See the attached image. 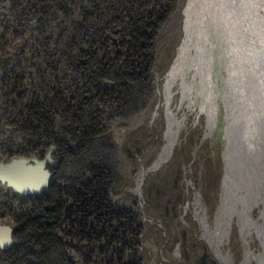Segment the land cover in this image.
Segmentation results:
<instances>
[{"label":"rangeland","instance_id":"374dc122","mask_svg":"<svg viewBox=\"0 0 264 264\" xmlns=\"http://www.w3.org/2000/svg\"><path fill=\"white\" fill-rule=\"evenodd\" d=\"M205 1L207 10L210 8L209 15L212 19L209 16L211 19L209 23L212 27L207 35L208 44L204 51L205 57L202 58V54L201 62L199 60L201 65L194 66L193 70L182 71V78L178 77L171 87V97L167 104L165 89L168 74L177 63L180 48L187 36L184 12L189 0H185L181 11V36H179L177 46L173 47L177 32L172 26V37L169 38V35H166L165 38L157 41L160 49L157 53L155 52L157 55H155L151 70L152 80H150L151 87H149L151 96L147 94L149 102L147 104L145 102L146 105L143 104L137 115L129 117L121 124V127L115 128L111 133V141L119 149L115 151L119 163V179L116 185L119 187H113L107 195L111 194L110 202L116 210H133L137 213V222L143 230L142 234L136 231L138 238L133 235L132 241H134L133 246L136 245L133 248L137 249L142 258L143 263L141 264H185L183 258L189 256V252L194 251L196 257L199 256V252L202 251L199 242L204 245L208 255L218 264H264V157L257 155L259 156L257 160L255 159L257 165L253 168L247 160L245 163V158L248 159L250 156L245 157V145L240 139L241 130L233 126L239 121L242 111L241 106L236 107L235 104L238 101L243 102L245 97L239 96L240 90L239 94L231 92L232 86L240 84L241 80L230 79L232 72L245 76L242 82V86L245 82V95L262 113L264 105L261 103L262 98H260L255 83L252 82L253 74L248 73L257 71L255 67L257 61H248L247 66L246 61L240 60L239 64L236 63L237 59L234 62L230 58L232 55L236 58L237 53L238 58L245 56V59L257 55L256 46L264 43V10L257 11L256 7L252 8V3L249 4L248 0H217V7H213L214 0ZM235 1L246 8L248 17L245 20L249 22L247 26L253 28V31L249 28L247 36L249 41H245V45L241 43L242 22L238 20L232 8ZM258 1L262 3V0ZM17 2L26 4L32 3L33 0H17ZM84 2L90 6L95 4L93 5L95 7L100 0H84ZM6 4H10L8 0H4L3 6ZM202 5L203 3H198V9L202 8ZM98 8L101 6L99 5ZM19 11L20 9L16 10V5L11 10H4L0 5V34L5 26L2 24L3 21L10 20L15 26L21 21L25 23L23 17H19L18 21L13 18L12 15ZM46 11L49 12V10ZM105 16L104 14L103 17L93 18L94 23L101 24L100 21L105 19ZM87 19L90 20L91 17ZM116 22H112L111 26L103 31L109 34ZM172 24L176 29L174 20ZM191 28L195 32L196 28ZM190 37L193 40L192 34ZM7 43L11 42L7 39H0V44L3 46ZM129 45H131L130 40L125 41L118 48L117 46L112 48L111 44H106L108 56L96 50L87 54L83 58L86 65L78 72H70L68 68L60 65L56 69L53 66L41 67L40 70L36 67L33 70L31 68L30 74L25 72L23 75H20L14 68L5 69L1 65L3 61L8 62L9 53L8 49L0 51V130L3 131V138L0 139L3 140L0 141V164L8 165L21 159L43 162L49 149H52L54 152L50 159L55 163V167L45 166V170L52 176L50 184L57 182L60 175L66 176L67 173H71L65 168L66 162L64 164L60 156L62 147L50 145L45 149H36L31 154L9 157V145L4 143L8 141L10 129L15 128L14 124L9 123L14 119L16 123H21L15 116L10 119V110L26 111V108H32L31 111L35 109L38 112L44 104H50V100L42 102L37 98L43 86H46L51 93L57 90L62 91L66 95L67 103L76 105L78 103L76 95L78 97L79 93L90 94L87 92V87H90L91 75H94L99 68V71H102L104 64H108L117 57L112 55L114 49L115 53L120 54L122 61L124 59L132 61L135 58L130 56ZM170 51L171 54L174 51L173 60L169 66H166ZM195 53L193 48L189 51V57L193 59ZM207 66L208 68L205 69ZM261 68H264V59L261 62ZM11 69L12 73H9L8 70ZM45 70V73L41 72ZM7 72L8 77L2 80V76ZM81 76L84 77L81 78ZM2 81L10 85H3ZM191 85L193 86L190 87ZM211 92L215 99L206 105ZM58 97L65 100L62 96ZM261 122V135L264 137V121ZM29 124L31 129L35 128L34 123L29 122ZM253 126L250 129L257 127L258 130L259 126L260 130V124L256 123ZM52 128H55L53 123ZM55 130L57 131V128ZM196 139L200 140V144L211 147L209 152L203 150L202 156L201 153L195 156L197 169L202 170V176L199 172L196 176V167H193L195 152L192 153V160L189 162L188 149L191 147L190 143ZM12 141H14L15 149V139ZM262 143L264 149V141ZM2 145L5 146L2 147ZM64 148L68 154H73L76 150L75 145L69 140H66ZM211 154H215L222 165L217 193L209 190L211 180L204 177L207 170L202 168L208 160L207 157L211 159ZM82 172L85 173L87 180L92 179L93 176L89 172L84 170ZM8 189L6 185L0 184V201L4 198V191ZM119 189L122 191L118 194ZM64 200L66 208L74 207L75 216H77L79 201L67 197ZM8 207L7 205L0 208L3 212L0 216L2 218L0 226L11 228L12 246L15 243L21 246L23 245L21 242H14L13 235L14 231H17L24 222L23 214ZM46 209L48 210L49 207L47 206ZM79 229L83 231L84 227ZM84 231L87 236V230L84 229ZM126 233V236H129L128 231ZM191 238L197 240V245L193 249ZM78 240L79 238H76L72 246L80 250L79 258L98 261L99 258L96 254L93 257L92 252L101 251L103 244L94 245L98 248L97 250L96 247L88 246L87 241L85 244H80ZM109 248L111 249V245Z\"/></svg>","mask_w":264,"mask_h":264},{"label":"trees","instance_id":"16d2710c","mask_svg":"<svg viewBox=\"0 0 264 264\" xmlns=\"http://www.w3.org/2000/svg\"><path fill=\"white\" fill-rule=\"evenodd\" d=\"M184 3L185 0H101L106 15L103 30H107L112 22H117L109 34L98 31L97 28L101 27V24L95 25V28L89 32L90 39L94 43L85 40L84 45L75 46V52L86 56L96 50L108 56L106 46L108 43L103 40L104 35H108L116 40L117 48L130 40L131 45L128 47L131 48L130 56L135 58L132 61L125 59L122 61L120 54L115 53L114 49L112 55L117 57L108 64H104L102 71H99V68L94 75H91L90 87H87V92L90 94L79 93L78 97L76 95V101L78 100L76 105L67 103L66 95L62 91L57 90L51 93L46 86H43L37 98L42 102L50 100V104H44L38 112L26 107V111L10 110V119L15 116L21 123H16L15 119L9 123L14 124L13 127H15L10 129L8 141L4 143L9 145V157L31 154L36 149H45L50 145L62 147L60 156L64 164L66 162V166L69 167L65 166V168L71 173H67L66 176L60 175V179L50 184L41 197L34 195L24 202L21 200L19 202L18 196L11 190L4 191L5 201L3 202L4 198L0 201V208L8 205V208L23 214L24 222L13 235L14 242H21L23 245L19 246L20 244L15 243L14 246H19L15 248L11 244L9 250L0 251V264L143 263L137 249L133 248L136 245L133 246L134 241H132V236L136 233L142 234L143 230L137 222L136 211L116 210L110 202L111 194L107 195L111 192L110 189L119 187L116 185L119 179V163L115 155V151L119 149L111 141V133L115 128L121 127V124L129 117L137 115L145 102L146 104L149 102L147 94L151 96L149 92L150 80H152L151 70L155 55L160 49L157 41L165 38L166 35H169V38L172 37V28H174L177 38L173 47L177 46L181 36V11ZM24 15L23 11L15 12L12 16L18 21V18ZM30 16L26 15L27 18ZM44 16H49L52 20L55 16L62 17L61 14H55L53 9L51 12H45ZM112 17L113 20H111ZM173 20L176 23V29L172 24ZM2 24L14 30L10 37L14 39V42L4 46L0 44L2 47L0 51L8 49V53H18L17 27L10 20L3 21ZM84 47L88 48L86 52L83 51ZM65 51V47L61 48L60 54L63 55ZM173 54L174 51L172 54L170 51L166 66L171 64ZM80 59L81 57L77 56L72 72H78L76 65L80 64ZM4 62L7 61H3L1 65L6 69ZM8 84L6 82V85ZM58 96L64 97L65 100L59 99ZM29 122L35 124L34 129H31ZM52 123L57 131L52 128ZM2 134L3 131L0 130V139L3 138ZM13 139H15V149ZM66 140L75 145L76 150L73 154H68L64 148ZM190 146L189 162L192 160V153L195 152L193 167H196V176L198 172L202 176V170L197 169L195 156L200 153L202 156L203 150L209 152L211 147L200 144L199 139L192 141ZM207 158L208 160L202 166L203 170H207L204 177L211 180L209 190L217 193L222 174L221 161L215 154H211V159ZM83 170L93 176L91 180L90 178L87 180ZM121 191L119 189L118 194ZM66 197L79 201L77 216H75L74 207L66 208V202H64ZM2 215L3 212L0 211V216ZM83 227L87 230V236ZM127 231L129 236H126ZM136 236L138 238V235ZM76 238H79L80 244H85L87 241L86 243L91 247L103 244L101 251L96 247L98 251L92 252L93 257L96 254L99 258L98 261L79 258L80 250L72 246ZM191 241L193 249L197 245V240L191 238ZM198 244L201 247L200 250L202 249L199 256L196 257L192 250L193 252L188 253L189 256L183 258L185 264H218L208 255L204 245L200 242Z\"/></svg>","mask_w":264,"mask_h":264},{"label":"flooded vegetation","instance_id":"af4514ba","mask_svg":"<svg viewBox=\"0 0 264 264\" xmlns=\"http://www.w3.org/2000/svg\"><path fill=\"white\" fill-rule=\"evenodd\" d=\"M8 2L10 4L3 6L4 0H1V8L11 10L16 5V10L20 9L19 12H25V15L22 16L25 19V23L23 21L17 23L18 34H15L18 35L19 52L7 55V60L10 64L8 62L3 63V65L7 66L6 69L14 68L20 75H23L25 72L30 74L31 68L33 70L36 67L37 70H40L41 67L47 66L48 68L53 66L56 69L62 65L72 72V66L77 56L81 57V59L80 64L76 65V69H83V66L86 65L83 61L85 56L84 54L79 55V53H76L75 46L84 45L86 43L85 40L94 43L90 39L89 32L96 25L93 18L104 16L105 10L101 0L95 7L93 6L95 4L90 6L84 0H33L32 3L28 2L26 4H20L17 0H8ZM99 5L101 8H98ZM45 8L49 12L53 9L55 14H61L62 17L55 16L52 20L49 16H44V13L47 12ZM26 15L31 16L27 18ZM87 17H91V19L88 20ZM100 22L101 27L97 29L102 32L104 18ZM10 28L5 26L2 29L0 39H7L12 43L14 39H10V37L14 30ZM104 36V42L111 44V47L115 48L116 40L108 35ZM63 47H65L66 51L62 55L60 51ZM87 49L84 47L83 51L86 52ZM12 69L8 70V72L12 73ZM8 72L2 76V80L8 77ZM41 72L45 73L46 70ZM6 81H2V84L5 85ZM19 200L24 202L27 197H20Z\"/></svg>","mask_w":264,"mask_h":264},{"label":"bare ground","instance_id":"6f19581e","mask_svg":"<svg viewBox=\"0 0 264 264\" xmlns=\"http://www.w3.org/2000/svg\"><path fill=\"white\" fill-rule=\"evenodd\" d=\"M239 1H241V0H239ZM248 1H249V4L252 3V8H254V9H255V7L257 8V11L264 10L263 0H262V3L259 2L258 0H248ZM198 3H203L202 8L198 9V7H197ZM206 4H207V2L205 0H201V1L200 0H189V3H188L186 10L184 12L185 31H186L187 36H186V39H185L182 47L180 48V53H179L177 63L175 64V66L172 68V70L168 74V79H167V84H166V89H165V98L167 100V104H168L169 99L171 97L170 96L171 87L175 83L176 79L178 77L182 76V71L184 72L185 69H188V70L192 69L193 70L194 66H199V64H200L199 60L201 62V55L203 54L202 58L205 57L204 51L206 50L205 48L208 44L207 43V35L209 34L208 32H210L209 30L212 27L209 23V20L212 19V16L209 15L210 8L207 10ZM213 7H217V0H214ZM232 8L235 11V15L238 16V20H240L242 22L243 30H242V34H241V36H242L241 37V43L243 42L245 45V41H249L247 36L249 34V28H251V27L247 26V23L249 24V22H247V20H245V18L248 17L247 16L248 11L246 10V8L244 6L237 3V1H235V3L233 2ZM196 10H198V11H196ZM252 15H254V14H252ZM209 16H211V19L209 18ZM245 24H246V26H245ZM191 27L196 28L195 32H194V29ZM253 27H254V25H253ZM251 30L253 31V28H251ZM190 34H192V36L194 37L193 40L191 39ZM194 42H196V43H194ZM240 45H241V47H243L242 44H240ZM263 47H264V43L256 46L255 49H257V53H256L257 55H255V56H252V57H249L246 59H245V56L238 58V53H237V57L235 58L234 55H232L230 60L233 59V61L235 62V60L237 59L236 63H239V64L241 62L240 60L246 61L247 66L249 65L248 61H251V60L252 61L255 60V62L257 61L255 64L257 71H255V72L253 71L252 73H250L251 71H249L248 73L253 74L252 75V82L255 83L254 85L260 94V98H262L261 103L264 104V68L263 69L261 68V62L264 59ZM193 48H194L196 53L194 54L193 59H192L189 57V55H190L189 51H191ZM244 55H245V53H244ZM187 57H189V58H187ZM206 68H208V66L205 67V69ZM240 73H243V72H240ZM241 76H243V77L241 78ZM234 78H236V80L238 79L239 81L241 80V83L232 86L231 92L232 93L236 92L239 94V90H240L239 96H243V97H245V99L243 100V102L238 101L235 104L236 107L241 106L242 111H241L239 119H238L239 121L235 122L233 124V126L238 127V129L241 130L240 131V134H241L240 139H241L242 143H244L245 149L247 152V153L245 152V157L250 156L248 159L245 158V163L247 160V162H249L253 168V166L257 165V162L255 161V159L258 158L259 156H262V158L264 157V149L262 146V144H263L262 141H264V139H263L264 137H262V135H261V132H262L261 131V124H262L261 121H264V105L262 107L263 110L261 113V111H259V109L255 108V106H253V103H251L249 101L250 99L248 97H246V95H245V82L243 83V86H242V82L245 78V76L243 74L241 75L238 72H232L230 74V79H234ZM192 86L193 85H191L190 87H192ZM208 88L210 89L209 86H208ZM214 99L215 98L212 97V92H211L208 101H206L207 102L206 105H208ZM239 102H240V104H239ZM256 123L258 125L260 124V130H259V126H258V130H257V127L255 129H250V127H254L253 125L254 124L256 125ZM246 128H247V131H246ZM257 155H259V156H257ZM245 166H246V164H245ZM248 168H249V166H248ZM15 172L17 173L16 175L18 178H15L14 182L19 181V184H23V185L33 187V186L37 185V183L41 182L40 181L41 177H40L39 173H37V172L33 173V174L25 172V171H15ZM29 184H31V185H29ZM48 188H49V186L46 187L44 192ZM31 196H33V195H31ZM35 196H37V195H35ZM10 246L8 248H10ZM0 250H6V249H0Z\"/></svg>","mask_w":264,"mask_h":264},{"label":"water","instance_id":"95a60500","mask_svg":"<svg viewBox=\"0 0 264 264\" xmlns=\"http://www.w3.org/2000/svg\"><path fill=\"white\" fill-rule=\"evenodd\" d=\"M53 152L52 149H49L46 159L43 162L21 159L13 161L8 165L0 164V184L6 185L14 194L20 195L23 198L31 195H42L46 187L50 186V180L52 178L45 170V166L51 165L55 167V163L50 159ZM15 171H25L31 174L37 172L41 177V182L33 187L19 184V181L14 182V179L18 178ZM11 233V228L0 226V249H7L11 245Z\"/></svg>","mask_w":264,"mask_h":264}]
</instances>
